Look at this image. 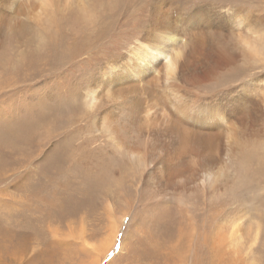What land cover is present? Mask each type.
Returning <instances> with one entry per match:
<instances>
[{"label":"rangeland","instance_id":"1","mask_svg":"<svg viewBox=\"0 0 264 264\" xmlns=\"http://www.w3.org/2000/svg\"><path fill=\"white\" fill-rule=\"evenodd\" d=\"M10 1L39 23L19 46L6 33L15 18L0 21V264H264V139L225 190L207 193L197 173L142 182L131 170L132 151L145 145L153 156L169 140L150 136L142 116L131 123L136 97L141 114L158 98L160 114L178 101L156 72L135 82L150 45L181 59L179 29L165 38L150 26L161 0H77L57 13L41 0ZM164 1L216 21L220 34L212 30L207 44L222 37L252 46L199 83L197 95L178 78L181 103L201 112L264 99V0ZM196 161L187 157L185 175Z\"/></svg>","mask_w":264,"mask_h":264},{"label":"bare ground","instance_id":"2","mask_svg":"<svg viewBox=\"0 0 264 264\" xmlns=\"http://www.w3.org/2000/svg\"><path fill=\"white\" fill-rule=\"evenodd\" d=\"M76 1L41 0V5L49 9L46 11L57 13L60 8L71 7L74 4L80 5V2ZM10 5L11 1L8 0V5L4 6L5 11L0 15V21L8 22L15 18L14 25L10 26L6 33L17 38L11 41L19 46L25 45L24 41L29 44L32 42L31 37L37 33L36 22L38 21L36 17L30 16L29 13L25 14V11L18 7L12 10ZM175 6L161 0L152 14L150 26L164 33L165 38H174V35H166V33L176 32L179 29L178 33L183 36L181 59L178 58L177 52L172 50L171 53H163L156 45L149 46L150 51L143 61L140 57L141 51L134 52L137 59L144 65L142 75L137 76L135 82L145 83L156 72L157 74L154 75L157 76L156 79L165 80L175 92L178 100L175 103V110H162L161 114L156 112L157 108L153 111L152 109L157 105L165 106L166 104L158 98L155 103H146L145 113L141 114L139 106L142 102H136L138 101L136 97V101L133 100L135 103L133 102L132 109L129 110L130 115H127L134 125L138 122V117L142 116L146 125L149 126L147 129L149 135L151 133L155 137L161 134L169 140H163L157 144V150L153 152L154 157L148 151L149 147L145 145L132 151L131 170L142 182L155 174L168 180L174 177L190 180L197 173L207 193H211L215 188L225 190L228 188L226 186L228 183L232 184L240 179L244 167L251 162L249 151L259 150L258 141L264 139V99L248 101L240 97L233 102L218 103L214 110H210L205 105L202 107V113L195 112L192 110L194 103L184 105L180 102L181 86L175 82L179 78L178 81L185 85L184 88L197 95L194 89L199 83L212 79L218 69L235 63V60L241 57H248L252 46H246V48L245 45L244 47L232 43L230 45L224 42L222 37L218 41L214 40L215 43L207 44L206 41H209L212 36L208 34L212 30L215 37L220 34L218 23L209 21L207 13L201 8L193 11L190 8L182 12ZM3 36L0 34V42ZM149 64L150 67H148ZM202 98L204 97L200 99ZM192 122H199V125H194ZM123 124L120 126L125 127ZM115 126L109 127L114 135L113 142L116 139L119 143L116 147L123 149L126 140L123 141L124 144L120 143L123 134L121 129ZM198 133L201 134L198 135ZM152 145H155V142ZM191 154L196 156L197 163L190 173L185 175L186 160ZM214 164L217 169H214Z\"/></svg>","mask_w":264,"mask_h":264}]
</instances>
